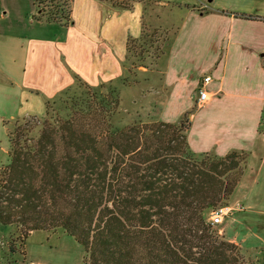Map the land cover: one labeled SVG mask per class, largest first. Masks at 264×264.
Returning a JSON list of instances; mask_svg holds the SVG:
<instances>
[{"label":"trees","instance_id":"trees-1","mask_svg":"<svg viewBox=\"0 0 264 264\" xmlns=\"http://www.w3.org/2000/svg\"><path fill=\"white\" fill-rule=\"evenodd\" d=\"M72 1L35 0L34 17L68 27ZM79 82L81 96L60 98L59 110L49 100L42 117L30 116L35 138L21 144L31 130L7 133L0 224L25 230L22 244L33 231L61 230L82 247V264H247L227 254L238 246L208 221L240 181L242 152H192L193 111L172 123L120 124L117 92Z\"/></svg>","mask_w":264,"mask_h":264},{"label":"crops","instance_id":"crops-1","mask_svg":"<svg viewBox=\"0 0 264 264\" xmlns=\"http://www.w3.org/2000/svg\"><path fill=\"white\" fill-rule=\"evenodd\" d=\"M34 1L0 0V126L5 136L6 122L42 117L46 102L76 81L98 87L121 79L128 40L140 37L145 24L159 25L163 14H171L167 24L175 20L178 27L163 72L168 91L160 120L177 122L191 112L202 78H212L206 86L210 99L189 116L187 142L197 154H250L233 192L236 202L249 207H233L223 231L229 242L240 243L252 264H264V135L258 130L264 114V0H134L128 7L73 0L68 27L32 17ZM166 5L178 8L163 14L155 9ZM44 24L52 25L53 33ZM8 148L0 166L9 159ZM43 242L27 247V259L52 264L48 254L62 242Z\"/></svg>","mask_w":264,"mask_h":264},{"label":"rangeland","instance_id":"rangeland-1","mask_svg":"<svg viewBox=\"0 0 264 264\" xmlns=\"http://www.w3.org/2000/svg\"><path fill=\"white\" fill-rule=\"evenodd\" d=\"M104 1L112 3L113 5H130L134 0ZM146 4V8L153 7V5L150 3ZM175 8L178 7L174 5H166L161 7L155 6L156 11L160 14H163L165 9L167 11L173 12ZM35 11L38 15L39 13L37 12L36 8ZM36 13L32 14L31 16L34 17ZM171 18V14H163L159 25L157 23L154 24V26H148L145 24V28L140 37L128 40L127 48L129 51L127 50L125 55L123 62L124 73L121 79L105 83V86L102 89L98 88L99 86L96 87L97 90H100L103 93L109 92L110 89H113L115 92H117L120 99V106L118 109L119 116H117L120 119V124H129L138 121L142 123L161 121L160 110L163 108L168 91L163 85V72L168 53L170 52L172 39L178 27L175 20L172 21L173 25L167 24V21L171 23ZM44 26L46 27H43V29L47 28L49 34L53 33L52 25L44 24ZM85 92V87L81 84V82L76 81L75 85L69 88L65 94L61 95L60 97L58 96L53 100L55 102L54 109L59 110L62 108L60 98H63L64 100L71 97H78ZM192 99L194 100V103L191 111H194L197 107V94L194 93L192 95ZM262 119L263 120L259 131L264 135V114ZM37 124L39 123L30 117H24L5 123L7 133H10L11 137H15V139L16 135L19 136L23 134V131L31 130L29 137L23 135L19 137V142L21 144L24 143V140H26L25 138H35L37 136V132L39 131V125ZM26 142L29 144V141ZM8 145L9 152L10 144L7 140V137L5 136L4 130L0 126V163L1 161H5L6 157L3 152H5V149H7ZM249 156L250 154L248 152H242L238 156V165L240 170L243 171L240 181L247 169ZM7 164L8 161L4 165L0 166V180L4 179L3 177L5 175L3 174V166H6ZM7 175L8 172H6V176ZM246 204L247 203L239 201L236 202L233 194L227 203L229 206H239L241 209L249 207L248 204ZM227 217L220 225L212 227L218 235H221L225 238V240L230 241L223 231L228 225V219L231 218V216L228 218ZM23 231L25 230H22V228L14 225L6 226L0 224V264H28L29 262H34L27 259L26 249L28 246L29 248L35 247L36 243L41 240L44 241L43 243L51 246L55 245L57 242H62L61 245L60 243L57 244L58 247L53 246L55 249H51V254H48L52 264H82V258L84 255L82 247L74 241L73 237L64 234L61 230L33 231L28 236L25 244H22L20 239ZM69 242H72L76 248H74ZM232 243L236 244L240 250L238 247L236 249L228 248L226 250L227 254L239 255L241 253V255L245 257L246 255L242 251L240 243L237 241H232ZM79 258L80 262L78 263ZM247 259L248 261L250 260L248 262L249 264L254 262L252 259Z\"/></svg>","mask_w":264,"mask_h":264},{"label":"built area","instance_id":"built-area-1","mask_svg":"<svg viewBox=\"0 0 264 264\" xmlns=\"http://www.w3.org/2000/svg\"><path fill=\"white\" fill-rule=\"evenodd\" d=\"M212 81L210 76H204L202 78L201 84L197 90V105L204 104L210 99V93L206 89V86ZM233 206H222L212 211L208 217V221L211 226L220 225L223 220L232 212ZM28 264H42L36 262H29Z\"/></svg>","mask_w":264,"mask_h":264}]
</instances>
